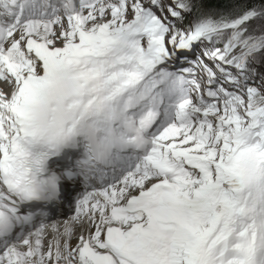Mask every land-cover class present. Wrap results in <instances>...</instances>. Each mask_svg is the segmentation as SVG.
I'll return each mask as SVG.
<instances>
[{
  "label": "snow or ice",
  "instance_id": "snow-or-ice-1",
  "mask_svg": "<svg viewBox=\"0 0 264 264\" xmlns=\"http://www.w3.org/2000/svg\"><path fill=\"white\" fill-rule=\"evenodd\" d=\"M0 264H264V0H0Z\"/></svg>",
  "mask_w": 264,
  "mask_h": 264
}]
</instances>
